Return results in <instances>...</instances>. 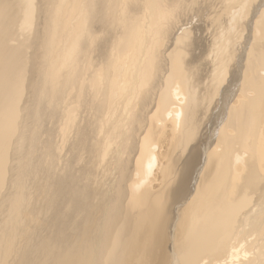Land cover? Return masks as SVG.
<instances>
[{
    "label": "bare ground",
    "instance_id": "obj_1",
    "mask_svg": "<svg viewBox=\"0 0 264 264\" xmlns=\"http://www.w3.org/2000/svg\"><path fill=\"white\" fill-rule=\"evenodd\" d=\"M40 1L0 0V264H264V0Z\"/></svg>",
    "mask_w": 264,
    "mask_h": 264
},
{
    "label": "rangeland",
    "instance_id": "obj_2",
    "mask_svg": "<svg viewBox=\"0 0 264 264\" xmlns=\"http://www.w3.org/2000/svg\"><path fill=\"white\" fill-rule=\"evenodd\" d=\"M39 2H42V1L39 0ZM39 7H41V5H40ZM260 8H261V7H260ZM38 14H39V15L41 14L42 16H41V15L39 16ZM38 14H36L37 18L40 17V18H38V19H39V20H42V18H43V13H38ZM188 15H189V16H188ZM188 15H187V17H186L185 19H182L183 22L181 21V24L186 22L187 25H189V22H190V18H191V16H190V14H188ZM201 15H202V13H201ZM36 16H35V18H36ZM198 16H199V15H198ZM194 19H198V21L200 20L199 17L194 18ZM185 20H188V21H185ZM186 23H185V24H186ZM185 24H184V26H187V25H185ZM200 24H201V26L204 25L203 22H200ZM202 34H204V32H203ZM216 127H217V129L219 128L218 125H217ZM163 141H164V139H163ZM171 151H172V145H170V147H168V152H171Z\"/></svg>",
    "mask_w": 264,
    "mask_h": 264
}]
</instances>
